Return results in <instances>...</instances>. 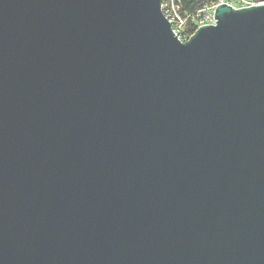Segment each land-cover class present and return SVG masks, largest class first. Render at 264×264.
I'll return each mask as SVG.
<instances>
[{"label":"water","instance_id":"95a60500","mask_svg":"<svg viewBox=\"0 0 264 264\" xmlns=\"http://www.w3.org/2000/svg\"><path fill=\"white\" fill-rule=\"evenodd\" d=\"M161 3L0 0V264H264V3Z\"/></svg>","mask_w":264,"mask_h":264},{"label":"built area","instance_id":"2783aa9c","mask_svg":"<svg viewBox=\"0 0 264 264\" xmlns=\"http://www.w3.org/2000/svg\"><path fill=\"white\" fill-rule=\"evenodd\" d=\"M227 3L235 8H244L262 4L261 0H215L204 5L196 13L184 15L180 8V0H162L161 9L165 17L171 23L174 34L181 41L190 40L196 31L205 25L217 24L216 9L220 4ZM190 23H192L190 25ZM187 25H190V27ZM191 28H194L192 31Z\"/></svg>","mask_w":264,"mask_h":264},{"label":"trees","instance_id":"16d2710c","mask_svg":"<svg viewBox=\"0 0 264 264\" xmlns=\"http://www.w3.org/2000/svg\"><path fill=\"white\" fill-rule=\"evenodd\" d=\"M215 0H180V8L184 15L189 13H196L198 10L202 9L204 5L212 3ZM192 23H190L191 25ZM190 25H187V27ZM194 28H191L192 31Z\"/></svg>","mask_w":264,"mask_h":264},{"label":"snow or ice","instance_id":"6c2138e0","mask_svg":"<svg viewBox=\"0 0 264 264\" xmlns=\"http://www.w3.org/2000/svg\"><path fill=\"white\" fill-rule=\"evenodd\" d=\"M261 3H264V0H261ZM245 7H247V5H245Z\"/></svg>","mask_w":264,"mask_h":264}]
</instances>
